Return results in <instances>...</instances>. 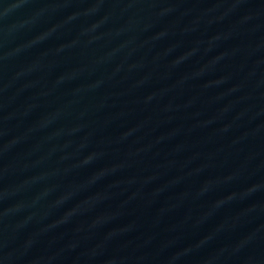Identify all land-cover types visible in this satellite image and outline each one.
<instances>
[{
  "label": "water",
  "instance_id": "1",
  "mask_svg": "<svg viewBox=\"0 0 264 264\" xmlns=\"http://www.w3.org/2000/svg\"><path fill=\"white\" fill-rule=\"evenodd\" d=\"M0 264H264V0H0Z\"/></svg>",
  "mask_w": 264,
  "mask_h": 264
}]
</instances>
